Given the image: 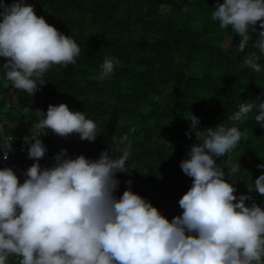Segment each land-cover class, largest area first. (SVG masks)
Masks as SVG:
<instances>
[{"label": "clouds", "instance_id": "9594fccd", "mask_svg": "<svg viewBox=\"0 0 264 264\" xmlns=\"http://www.w3.org/2000/svg\"><path fill=\"white\" fill-rule=\"evenodd\" d=\"M211 19L221 29L231 26L241 52L250 33L258 32L254 47L264 53V0H217ZM80 52L71 36L36 14L34 5L0 0V57L16 89L33 97L53 65L74 64ZM258 60L251 53L243 67L259 73ZM119 64L117 57L105 56L95 79H110ZM253 109L264 127V102L240 104L230 127L220 123L200 130L198 116L190 112L185 117L190 121L186 136L191 139L195 131L197 142L180 168L192 184L178 201L182 213L171 220L135 193L131 180L117 197V174L130 175L133 169L127 163L131 145L111 144L97 159L83 154L73 158L61 149L51 166L42 167L47 148L41 138L49 130L64 138L77 134L88 142L98 134L86 112L72 111L65 103L50 104L46 112L37 109L40 119L31 127L27 145V158L34 163L24 172L23 183L13 168H0V264H9L13 256L19 264H264V208L251 195L264 196V173L247 194L237 196L230 178L240 164H231L226 173L216 162L247 140L238 124ZM32 110L25 107L24 116ZM257 168L264 169V163Z\"/></svg>", "mask_w": 264, "mask_h": 264}, {"label": "trees", "instance_id": "16d2710c", "mask_svg": "<svg viewBox=\"0 0 264 264\" xmlns=\"http://www.w3.org/2000/svg\"><path fill=\"white\" fill-rule=\"evenodd\" d=\"M11 3L12 0H6ZM38 16L71 36L80 46L74 64L53 65L32 97L5 82L0 91V112L10 120L38 122L48 106L65 103L72 111L87 113L97 124L95 142L81 141L77 134H56L47 140L44 160L51 161L61 149L75 158L83 154L97 159L111 144L131 145V174L118 173L117 197L132 181V190L150 201L166 218L180 215L179 199L191 187L180 162L187 158L196 133L189 132L190 112L200 118V130L223 123L239 105L264 102V53L254 47L258 32L250 33L243 52L239 37L211 19L217 0H26ZM223 3V0H219ZM187 9V10H185ZM259 30V24H257ZM251 53L259 56L261 72L243 67ZM105 56L120 64L110 79H95ZM4 58L0 57V74ZM9 104V106H7ZM29 106L28 117L23 109ZM257 109L238 124L247 140L225 156L216 158L227 173L231 164L240 169L231 180L236 195L264 169V127L257 123ZM227 178V177H226ZM264 208V196L251 193ZM252 201H246L251 204ZM10 257L9 264H19Z\"/></svg>", "mask_w": 264, "mask_h": 264}, {"label": "built area", "instance_id": "2783aa9c", "mask_svg": "<svg viewBox=\"0 0 264 264\" xmlns=\"http://www.w3.org/2000/svg\"><path fill=\"white\" fill-rule=\"evenodd\" d=\"M5 82H9L6 75L0 74V91ZM9 106V104H7ZM37 122L28 120H10L4 113L0 112V168L11 167L18 175L20 182L23 183L25 176L24 172L30 167L34 161L27 158V145L31 142L30 130ZM50 130L46 137H42L45 146L50 143L47 140L53 135ZM8 159H3V152L10 150ZM42 167L51 166V161L42 159L40 161ZM19 261V258H17Z\"/></svg>", "mask_w": 264, "mask_h": 264}, {"label": "rangeland", "instance_id": "374dc122", "mask_svg": "<svg viewBox=\"0 0 264 264\" xmlns=\"http://www.w3.org/2000/svg\"><path fill=\"white\" fill-rule=\"evenodd\" d=\"M3 86H5V85H3Z\"/></svg>", "mask_w": 264, "mask_h": 264}]
</instances>
